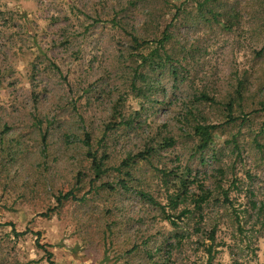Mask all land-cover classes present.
<instances>
[{
	"label": "rangeland",
	"instance_id": "obj_1",
	"mask_svg": "<svg viewBox=\"0 0 264 264\" xmlns=\"http://www.w3.org/2000/svg\"><path fill=\"white\" fill-rule=\"evenodd\" d=\"M181 178L212 192L211 264H264V0H0V264H208L141 196Z\"/></svg>",
	"mask_w": 264,
	"mask_h": 264
},
{
	"label": "trees",
	"instance_id": "obj_2",
	"mask_svg": "<svg viewBox=\"0 0 264 264\" xmlns=\"http://www.w3.org/2000/svg\"><path fill=\"white\" fill-rule=\"evenodd\" d=\"M168 31L169 30L167 29L164 32V35H163L164 38L159 41L161 48H164V44L168 43L171 40V35L168 34ZM132 41L137 47H143V44L146 45V43L149 44L148 42L140 41L139 38H137V36H133ZM159 58L162 59V56L160 55ZM166 59L169 60L170 57L167 56ZM145 63H146V61H145ZM171 74L174 75V77H177V72L172 71ZM144 79H146V77H144ZM242 86H243V84L240 85V90L237 92L238 97L240 99H242V95L240 94ZM134 89H136V86L134 87ZM140 91L143 93L142 88H140ZM203 98L206 100L209 99L206 96H203ZM216 129H217L216 126H198V127H196L195 134L200 139V148L201 149L204 150V149L210 147L211 145H213V134L215 133ZM87 142H86V145L89 146V143H87ZM173 145H174L173 141L169 140L161 148L165 149L168 147H173ZM155 154H156V152L154 149H148L147 151L141 152L134 157L127 158L126 160L123 161L122 166L126 169H129V168L133 167L134 165H136V163L138 161H147L148 159L154 157ZM94 169L96 170L97 175H100V172H102L100 164L94 163ZM126 175L131 176V174H126ZM170 175H172V174L170 173L166 177L169 178ZM181 179H182V181L181 180L180 181H181L182 187H180L178 189L176 188L175 194H168V193L166 194L167 204L164 206L161 204H157V202L149 195L141 194V196L144 197L145 199L147 198L152 203L153 206L159 207L161 212L166 217L165 219L170 221V224L172 227L178 228L179 224L177 222H175V220H173L174 216L167 214V212H166L167 209L170 211V213L178 212V216H176L177 219H185V218L186 219H190V218L196 219L197 218L199 221L195 223V227H194L192 234L178 233L177 231L174 232L172 239L175 240V243L170 244L168 246V249H169V251H171V250H173V248H177V247L179 249L183 248V241L186 239H190V237L192 235L196 234V235H200L201 237L207 236L206 239L209 241L210 244L206 247V249L204 251H205L206 255L208 256V264H211L213 259H215V255L217 253V251H216L217 226H212L210 229L206 230V228H204V227H206V225H204V219L206 217L205 208H207L210 205V203L213 199L212 192L209 190L203 189V194L200 197L193 199V196L191 198V196L188 195V192L184 189V188H186L185 186H186L187 180L183 179V178H181ZM166 180H167V178H166ZM125 185H126L125 182H122L123 188H126ZM68 198H69V195L66 196V199H68ZM224 201L227 203L230 202L227 193H225ZM59 202H61V200H59ZM263 209H264V207L261 206L258 209L259 213L261 211H263ZM256 225H260V228L262 229V231H264L263 230V228H264L263 222L259 221L258 223L255 224V226ZM254 233L259 238L262 237L264 234V232H261V231L254 232ZM47 254H48V262H49V264H52V261H51L52 254L50 252H47Z\"/></svg>",
	"mask_w": 264,
	"mask_h": 264
}]
</instances>
